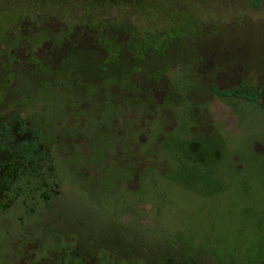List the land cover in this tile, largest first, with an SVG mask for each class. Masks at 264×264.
<instances>
[{
	"label": "rangeland",
	"instance_id": "374dc122",
	"mask_svg": "<svg viewBox=\"0 0 264 264\" xmlns=\"http://www.w3.org/2000/svg\"><path fill=\"white\" fill-rule=\"evenodd\" d=\"M79 3L0 0V108L53 142L67 213L117 223L131 264H264V0ZM243 82L262 97L215 87Z\"/></svg>",
	"mask_w": 264,
	"mask_h": 264
},
{
	"label": "flooded vegetation",
	"instance_id": "af4514ba",
	"mask_svg": "<svg viewBox=\"0 0 264 264\" xmlns=\"http://www.w3.org/2000/svg\"><path fill=\"white\" fill-rule=\"evenodd\" d=\"M67 1L72 4L84 2ZM82 12L81 16H84L86 13ZM70 25L64 30L69 41L66 40L63 46L68 50L78 44L80 37H89L91 33L80 25L76 28ZM28 35L22 33L23 41ZM30 36H35V30ZM98 41L94 40L95 50L102 51ZM48 45V42L41 44L45 52ZM25 52L20 54L23 66L30 65L29 59L35 50L28 56ZM10 54L17 56L15 51ZM19 65L17 62L11 64L10 72ZM2 83L9 89L15 86L13 80ZM240 86L250 89L246 82L229 90L215 87L219 96L244 99V95L232 93ZM252 93L256 101L262 97L256 90ZM12 106L0 108V236L18 254L9 264H131L133 257H139L136 241L121 233L117 223L110 221L94 226L84 218L67 213L70 210L62 202L65 185L54 160L53 142L47 141L45 131L33 123L35 114L28 115L21 106ZM129 215V211L122 214L123 217ZM162 264L176 263L172 258H166Z\"/></svg>",
	"mask_w": 264,
	"mask_h": 264
},
{
	"label": "trees",
	"instance_id": "16d2710c",
	"mask_svg": "<svg viewBox=\"0 0 264 264\" xmlns=\"http://www.w3.org/2000/svg\"><path fill=\"white\" fill-rule=\"evenodd\" d=\"M232 93H235V94H239V95H244V94H247V93H251L252 95H255L252 93V90L251 89H248V88H244V86H240L234 90H232ZM256 101V99H255Z\"/></svg>",
	"mask_w": 264,
	"mask_h": 264
}]
</instances>
